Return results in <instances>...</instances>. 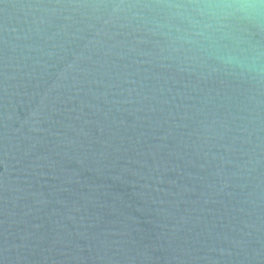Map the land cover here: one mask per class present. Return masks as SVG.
<instances>
[{"label":"water","instance_id":"1","mask_svg":"<svg viewBox=\"0 0 264 264\" xmlns=\"http://www.w3.org/2000/svg\"><path fill=\"white\" fill-rule=\"evenodd\" d=\"M0 264H264V0H0Z\"/></svg>","mask_w":264,"mask_h":264}]
</instances>
